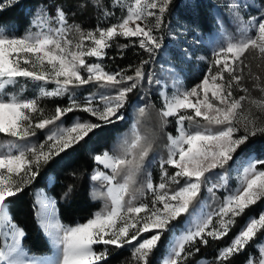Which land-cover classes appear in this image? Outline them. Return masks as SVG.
Listing matches in <instances>:
<instances>
[{"label": "snow or ice", "instance_id": "6c2138e0", "mask_svg": "<svg viewBox=\"0 0 264 264\" xmlns=\"http://www.w3.org/2000/svg\"><path fill=\"white\" fill-rule=\"evenodd\" d=\"M90 2L100 6V0ZM15 3L17 0H5L0 11ZM172 3L112 0L111 7H120L126 14L117 17V23L97 24L94 29L69 23L71 13L61 4L55 6L54 14L41 6L22 34L14 26L0 24V264H109L112 250L125 246H131L132 264H152L154 252L165 245L162 264H185L199 252L197 242L207 246L209 239L226 236L238 216L264 200V159L250 155L238 177L239 186L218 207L205 211L201 196L202 190L214 196L215 190L226 188L227 172L215 170L227 169L230 162L236 167L245 159L243 152L237 155L238 150L251 137L264 136V75L252 72L247 62L251 57L258 61V68L264 67V6L232 0L230 17L223 19L240 25L241 37L225 34V42L213 50L207 72L195 86L178 88L174 83L169 95L168 86L161 84L160 122L166 125L174 119L177 134H168L167 158L158 161L159 183L146 173L137 195V177L145 171L152 150L151 140L139 127L152 107L144 105L137 109L131 137L123 139L118 151L104 150L92 157L97 167L91 179L104 187L95 198L105 201L103 207L85 223L68 225L56 218L55 200L38 194L37 216L54 251L51 257L36 258L25 248L27 232L11 213L16 198L53 158L80 152L126 119L130 94L145 80L153 83L146 69L157 54L162 55V49L166 51L163 32ZM248 7L257 8V15L245 19L241 8ZM103 16L113 17L115 11L104 8ZM117 38L129 40L118 45L121 53L136 44L146 55L132 74L127 70L108 72L102 63ZM166 71L175 75L176 69ZM247 81L252 82L251 89ZM28 83L37 89L32 97L24 95ZM89 84L112 94L88 95L81 102L75 90ZM253 91L260 96H253ZM236 92L243 94L237 96ZM65 96L66 107L57 106L52 115H45L42 100ZM77 111L87 113L88 118L77 117L65 126L63 118ZM46 128L43 142L34 143L32 138ZM169 167L174 170L171 174ZM212 174L220 177V183L208 186ZM71 192L70 185L64 195ZM261 232L264 212L250 218L231 244L220 250L216 264H230V258L243 252ZM252 246L258 257L250 253L246 264H264V240Z\"/></svg>", "mask_w": 264, "mask_h": 264}, {"label": "rangeland", "instance_id": "374dc122", "mask_svg": "<svg viewBox=\"0 0 264 264\" xmlns=\"http://www.w3.org/2000/svg\"><path fill=\"white\" fill-rule=\"evenodd\" d=\"M5 2V0H0V3ZM131 0H126V3H130ZM232 0H183L181 12L176 13L171 16L167 22L166 27L164 29L163 35L165 37L164 43L166 46V51L164 49L161 50V54L158 55V63L156 66H152L149 68L147 72L152 75L153 83L149 84L147 80L144 82V89L142 92L136 95L134 101L131 105L130 110L126 108V119L116 125L111 131L106 132L103 136L98 139H95L93 143H97L100 145V150L91 149V154L94 156L95 154L102 152L104 150H108L109 152H116L119 149V146L123 139L131 137L132 126L137 118V109L144 105H150L149 115L143 119L139 125L140 131L142 135H147L152 142V150L149 153V156L146 160L145 171L142 172L137 177V195L139 196V190L145 182L146 173H151L152 179L154 183H159L160 181V168L158 165V161L161 158H167L168 154V134H172L175 136L176 133V124L175 120L170 118L166 125H162L160 122V117L158 115L159 109L162 107L161 98L159 95V91L161 88V84H166L168 86L169 95L173 91V84L175 83L178 88H191L196 84L200 83L203 77L205 76L207 69L209 67V61L212 59L213 50L216 47H219L221 44L225 42V34L231 36L233 39H239L242 33L239 31L240 25L233 22L231 24L224 22V17H230L229 13V5ZM237 3L245 4V5H256V6H264V0H236ZM112 0L109 2V7L111 11H115L114 20L111 23L104 24L100 20L92 25L90 22L81 23L77 22L75 18L69 16V23L78 24L84 29H94L97 24L101 27L107 26L109 24L117 23V17H120L123 14H126V11L122 10L120 7H116L113 9L111 7ZM57 4H61L59 0H38L34 3H28L25 5V13L26 17L22 23L17 22L14 19H10L9 22L4 26H14L17 34H22L27 28L31 26V21L33 19V15L35 12L41 7L46 6L50 13L54 14V9ZM205 8L206 14L201 15L200 9ZM241 14L245 19H248L250 15H257V8L248 7L241 8ZM221 25H223V31H221ZM36 29L33 28V31ZM93 62H95V58H90ZM249 63L252 65V72L261 73L264 75V67L258 68V61L248 58ZM103 63V62H102ZM104 65V64H103ZM163 65V68L161 67ZM105 70L108 72L111 71L107 66H105ZM170 67H175L176 72L175 75L166 71ZM215 71V69H213ZM247 71V69H246ZM178 77V79H177ZM156 80H159L161 83H155ZM246 86L250 89L252 88V82L247 81ZM49 88L54 87V85H49ZM37 94V89L32 83H28L26 85V89L24 92L25 96L32 97ZM96 96L100 95H108L112 94L107 89L100 87L96 84H89L82 88L75 90L76 97L82 102L84 97L88 95ZM243 93L236 92L235 95H242ZM255 97H259L260 93L258 91H253L251 93ZM155 96H158L157 100L154 99ZM68 102V97L62 98H51L44 99L41 101V107L45 110V115L50 116L54 113V110L57 106L66 107ZM77 117L81 119H87L88 114L80 111L70 113L67 117H64V124L68 126L72 123L74 119ZM200 120L201 118H197ZM57 123H60L59 121ZM201 123L203 121L201 120ZM52 127V126H49ZM48 129H44L37 132V136L32 138L34 143L43 142L44 134L47 133ZM111 135V139H107V134ZM2 139V137H0ZM240 155V154H238ZM249 155L252 158L256 159H264V152L257 153L254 150H251L244 154L245 159L241 161L236 167H232L231 163L225 170L217 169L216 172H227L229 177L228 185L226 188V193L223 197L219 194V189L215 190V195L208 193L206 190H202L201 196L203 197L204 203L207 205L205 211H212L214 207H218L224 200L226 195L231 194L238 186V177L240 173L243 171V168L247 166V159ZM148 161H151L149 164ZM97 167L94 165L91 170V176L93 174V170ZM169 173L171 174L174 170L169 167ZM101 171L103 169L101 168ZM53 178L52 173H49L47 177V182H50ZM119 179V178H118ZM183 183V181H181ZM220 183V177L212 174L211 179L208 186L212 184ZM173 189L177 186L172 185ZM104 187L100 182H94L92 180V195L95 197L96 192L103 191ZM45 194L46 196L52 198L56 202V197L52 194L46 192L42 185H36L33 188V197L36 202V198L38 194ZM100 202V207H98L95 211H99L105 201L98 199ZM220 202V203H219ZM218 204V205H217ZM56 207V218L60 220L61 223L68 225H75L77 223H85L88 219H90L93 214L83 221H78L75 223L62 221L58 215L57 203H55ZM38 205L36 204V213L38 212ZM264 212V206L259 211L257 215L250 214L247 219L242 223L237 233L232 237H234L246 226L247 222L252 217H258L259 214ZM39 220V219H38ZM40 222V220H39ZM183 225H181V229ZM179 231H177L176 235H179ZM145 236L148 234H144ZM48 236V235H47ZM48 239L52 245L51 238L48 236ZM231 240V242H232ZM261 240H264V234L257 241V243ZM226 244L220 248L223 249L231 244ZM256 243V244H257ZM53 247V245H52ZM27 250V249H26ZM54 251V248H53ZM220 252V251H219ZM30 256H34L36 258H43L46 256L38 255L34 253L28 252ZM53 255L49 254L48 257ZM166 253L161 258V263ZM254 257H258V255L253 254ZM249 258V257H248ZM248 258L242 263L246 264ZM207 261L206 257H200L197 260V264H205ZM114 264H132V252L131 246H129L128 250L124 253L123 259L118 263Z\"/></svg>", "mask_w": 264, "mask_h": 264}, {"label": "trees", "instance_id": "16d2710c", "mask_svg": "<svg viewBox=\"0 0 264 264\" xmlns=\"http://www.w3.org/2000/svg\"><path fill=\"white\" fill-rule=\"evenodd\" d=\"M36 1L38 0H17V3L5 7L0 11V17H2L0 24L6 25L10 19L22 23L26 17L24 10L25 5ZM59 1L61 2V5L65 7V10L71 13L69 16L75 18L77 22H90L92 25H95L100 20L104 24H107L111 23L115 17L113 16L105 19L103 16L104 8L111 11L108 5L110 0H100L99 7H93L90 0ZM82 2L86 4L83 8L79 6ZM182 3L183 0H173L169 12L166 14L165 24L171 16L181 12ZM200 12L201 15L204 16L206 14L205 8H201ZM131 40L135 41L136 38H131ZM128 43L129 40L117 38V42L113 44V47L107 50L108 55L104 57L102 62L111 71L118 72L121 70H127V74H132L135 67L139 65L141 59L146 58L145 53L136 44L130 45L121 53V49L118 45ZM158 55L159 54H157L155 61L146 69V71L152 66L157 65ZM143 89L144 83L137 92L130 94V104L127 106L128 110H130L136 95L142 92ZM157 97L158 96H155L154 99L157 100ZM107 137V139H111L109 133L107 134ZM91 149L100 150V145L97 143H91L88 147L74 155L61 153L60 156L53 158L47 165H44L41 168L40 176L37 180L34 181L23 194L16 198L15 203L11 208V213L13 214L15 221L27 232V238L24 244L28 252L49 253L52 250V246L36 213V202L33 197V188L36 185H42L46 192L56 197L58 215L62 221L70 223L83 221L90 217L94 211L100 207L99 200L92 195L91 170L96 164L92 159L93 155L91 154ZM251 150H254L257 153L264 152V136L257 135L256 137H251L247 144L238 150L237 155L241 154V152L245 154ZM49 173H52L53 178L50 182H47ZM70 185L72 186V192L66 197L64 193L67 192ZM225 193L226 189H219L221 197H223ZM263 206L264 200L258 202L257 205L246 209L244 214L236 218L235 224L231 227L228 234L221 239H209L207 246L197 242L195 247L199 248V252H194V254L185 261V264H197V260L200 257L207 258L205 264H216V257L219 254L220 248L229 244L232 237L237 233L247 217L250 214L257 215ZM215 208L216 207H214L213 210ZM263 234L264 232L258 233L257 238L252 241V244L240 254L231 257L230 264H242L249 257L250 253L258 255L257 249L252 245H255L257 241L261 239ZM128 248L129 246H125L123 249L112 250L111 255L109 256V264L119 263L120 260L123 259V255ZM166 251L167 245L154 252L151 257L152 264H162L161 258Z\"/></svg>", "mask_w": 264, "mask_h": 264}]
</instances>
